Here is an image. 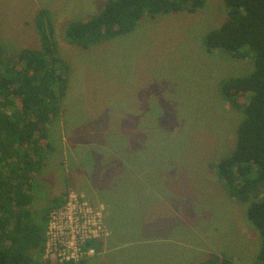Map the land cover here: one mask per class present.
<instances>
[{
  "label": "rangeland",
  "instance_id": "rangeland-1",
  "mask_svg": "<svg viewBox=\"0 0 264 264\" xmlns=\"http://www.w3.org/2000/svg\"><path fill=\"white\" fill-rule=\"evenodd\" d=\"M110 1L0 0L8 59L42 48L37 17L45 10L70 67L60 121L48 125L54 152L32 177L30 207L46 225L66 194L104 205L110 237L96 249V264H199L214 254L256 264L259 231L216 170L234 150L242 119L220 85L254 69L252 58L204 46L227 20L225 0H207L195 14L145 16L132 33L88 49L64 40L67 24ZM35 264L59 263L37 255Z\"/></svg>",
  "mask_w": 264,
  "mask_h": 264
},
{
  "label": "trees",
  "instance_id": "trees-1",
  "mask_svg": "<svg viewBox=\"0 0 264 264\" xmlns=\"http://www.w3.org/2000/svg\"><path fill=\"white\" fill-rule=\"evenodd\" d=\"M206 2L111 0L98 15L67 24L64 40L88 49L132 33L145 16L195 14ZM225 6L227 20L205 35L204 46L209 53L252 58L254 69L226 78L220 85L222 99L242 112V119L234 150L216 164V170L234 200L247 204L248 219L261 236L256 264H264V0H225ZM37 18L41 49H23L13 61L0 46V264H35V256L43 258L49 214L62 207L67 196L48 210L46 225L30 207L36 180L32 177L38 176L44 157L54 152L48 125L60 121L70 70L48 12L40 11ZM113 215L117 219L116 211ZM118 238L120 243L126 240ZM102 243L89 242L85 249H101ZM199 264L237 263L214 254Z\"/></svg>",
  "mask_w": 264,
  "mask_h": 264
},
{
  "label": "built area",
  "instance_id": "built-area-1",
  "mask_svg": "<svg viewBox=\"0 0 264 264\" xmlns=\"http://www.w3.org/2000/svg\"><path fill=\"white\" fill-rule=\"evenodd\" d=\"M109 237L104 208L72 192L62 207L49 214L43 260L54 258L59 264H78L95 254L94 248L85 249L89 242H103Z\"/></svg>",
  "mask_w": 264,
  "mask_h": 264
},
{
  "label": "crops",
  "instance_id": "crops-1",
  "mask_svg": "<svg viewBox=\"0 0 264 264\" xmlns=\"http://www.w3.org/2000/svg\"><path fill=\"white\" fill-rule=\"evenodd\" d=\"M68 195V194H67ZM101 206H103L104 208H105V206L104 205H101ZM31 209H32V207H31ZM112 213V212H111ZM117 219H118V217H117ZM98 255V254H97ZM97 255L96 256H93V257H90V259L88 260V261H86V263L85 264H96L95 262H96V257H97Z\"/></svg>",
  "mask_w": 264,
  "mask_h": 264
}]
</instances>
